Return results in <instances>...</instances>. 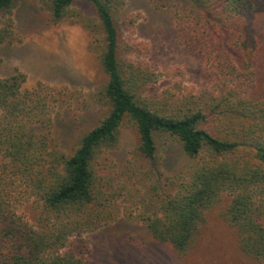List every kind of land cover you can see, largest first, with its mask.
I'll return each instance as SVG.
<instances>
[{
  "label": "trees",
  "instance_id": "trees-1",
  "mask_svg": "<svg viewBox=\"0 0 264 264\" xmlns=\"http://www.w3.org/2000/svg\"><path fill=\"white\" fill-rule=\"evenodd\" d=\"M16 1L0 0V13ZM42 1L54 22L77 2L93 9L98 22L93 29L102 36L99 62L107 77L98 99L108 110L70 154L52 151L49 126L38 118L44 105L20 90L22 75L0 79V264H91L83 234L111 221L97 159L117 146L125 125L135 129L134 155L145 170L156 171L161 138L179 144L195 163L179 177L173 194L156 195L151 187L153 212L143 220L150 238L185 254L205 212L228 194L224 218L239 249L264 264V89L254 83L264 0H196V18L178 21L189 23L178 30L187 51L212 57L220 69L208 73L215 79L211 91L181 103L143 96L153 76L146 62L122 56L121 0ZM10 177L39 203L46 219L41 228L23 221L3 200Z\"/></svg>",
  "mask_w": 264,
  "mask_h": 264
},
{
  "label": "rangeland",
  "instance_id": "rangeland-1",
  "mask_svg": "<svg viewBox=\"0 0 264 264\" xmlns=\"http://www.w3.org/2000/svg\"><path fill=\"white\" fill-rule=\"evenodd\" d=\"M198 7L196 0H121L117 24L122 56L149 64L153 80L143 96L150 101L181 103L213 89L210 82L215 79L208 73L220 70L218 62L190 54L178 31L189 25L178 21L196 18ZM95 24L93 9L80 2L59 22L51 19L42 0H17L13 9L0 13V36L5 38L0 43V79L22 75L20 90L44 105L38 118L49 126L52 151L70 154L108 110L98 99L107 77L99 62L102 36L94 31ZM262 51L264 36L254 69V83L264 89ZM136 146L135 129L121 126L117 146L97 159L111 221L83 234L91 264H259L239 249L224 218L228 194L205 212L199 234L185 254L152 240L143 223L153 212L151 187L157 188L156 195L173 194L179 177L187 176L195 163L179 144L161 138L153 173L135 157ZM4 189L3 200L23 221L36 229L44 226L39 203L21 181L7 178Z\"/></svg>",
  "mask_w": 264,
  "mask_h": 264
}]
</instances>
